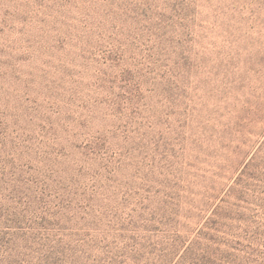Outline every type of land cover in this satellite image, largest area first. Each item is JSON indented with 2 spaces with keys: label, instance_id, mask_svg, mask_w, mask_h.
<instances>
[{
  "label": "rangeland",
  "instance_id": "obj_1",
  "mask_svg": "<svg viewBox=\"0 0 264 264\" xmlns=\"http://www.w3.org/2000/svg\"><path fill=\"white\" fill-rule=\"evenodd\" d=\"M0 264H264V0H0Z\"/></svg>",
  "mask_w": 264,
  "mask_h": 264
}]
</instances>
